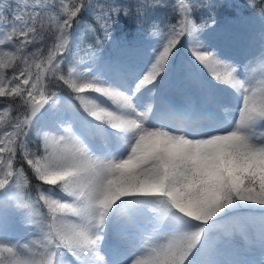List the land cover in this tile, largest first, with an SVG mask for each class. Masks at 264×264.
<instances>
[{
	"label": "snow or ice",
	"instance_id": "1",
	"mask_svg": "<svg viewBox=\"0 0 264 264\" xmlns=\"http://www.w3.org/2000/svg\"><path fill=\"white\" fill-rule=\"evenodd\" d=\"M160 7L147 48L81 49ZM245 7L238 64L192 0H0V264H264V0Z\"/></svg>",
	"mask_w": 264,
	"mask_h": 264
},
{
	"label": "rangeland",
	"instance_id": "2",
	"mask_svg": "<svg viewBox=\"0 0 264 264\" xmlns=\"http://www.w3.org/2000/svg\"><path fill=\"white\" fill-rule=\"evenodd\" d=\"M169 6L173 3V0H169ZM194 5V12L197 14L193 15L196 23L198 25L204 24L215 19V30L209 29L208 31V42L209 44L220 51V53L229 58L232 61H235L238 64H242L245 62L246 57V48L250 38L255 37L258 40L260 23L258 20L252 19L256 14L245 7L246 0H221V3H225L228 5L227 7L217 8L214 12H209L203 5L206 3V0H192ZM199 10H202L200 14H198ZM193 12V13H194ZM169 8L167 7L166 15L168 16ZM202 14V16H201ZM163 15V19H159L158 23L163 26L166 18L168 17ZM166 16V18H165ZM196 17V18H195ZM173 21L175 17H172ZM146 29V28H145ZM81 30H83V25H81ZM133 38H125L123 31L115 33L113 31L112 39H104L103 43H98L99 51L98 54L102 57H116L122 55V51L120 49V43L124 40L134 41L138 46L143 48H147L151 44V38L145 32H133ZM92 37V36H88ZM83 42L81 44V49L84 48ZM88 44V43H87ZM116 52V53H115ZM115 53L116 56L112 55ZM80 55H83V51H81ZM181 55H186V53L182 50ZM242 72L243 69L241 68ZM54 91H57L61 96L65 97L67 100H71V95L67 92V90L62 88H53ZM174 99L177 101L182 100V96L176 92L172 93ZM35 137V131L32 133V138ZM35 183V181H33ZM13 232L15 235H23L24 229L21 228L18 224L13 226ZM123 244V240H121ZM238 244H242L241 241H237ZM240 259L243 260H259L260 252L258 247L251 251H242L239 256Z\"/></svg>",
	"mask_w": 264,
	"mask_h": 264
},
{
	"label": "trees",
	"instance_id": "3",
	"mask_svg": "<svg viewBox=\"0 0 264 264\" xmlns=\"http://www.w3.org/2000/svg\"><path fill=\"white\" fill-rule=\"evenodd\" d=\"M117 2L127 3V2H129V0H117ZM169 2H170L169 0H161L162 4H165L168 6H169ZM166 12H167V7H160V8H157L155 10H150L148 19L143 24H138L133 18H127V19L122 18L120 20V22L114 26V32L117 33V32L123 31L125 38H129V39L133 38V36H134L133 32L139 31V32H145L146 33V29H147L149 23L151 22V20H155L158 22L159 19H163V15H166ZM193 12H194V10H193ZM193 12H192V15L197 14V12H194V13ZM198 12H199L198 14H200L202 12V10H199ZM166 16H165V18H166ZM201 16H202V14H201ZM84 20H85V23H93L92 18L88 15H85ZM84 42H86V44L87 43L92 44L93 49L96 51H99L98 43L95 41V39L93 37H91V38L87 37L84 40ZM100 42L103 43V37L102 36H101ZM86 44H84V45H86ZM120 49L121 48H118L116 50L120 51ZM115 53H112V55L116 56Z\"/></svg>",
	"mask_w": 264,
	"mask_h": 264
},
{
	"label": "bare ground",
	"instance_id": "4",
	"mask_svg": "<svg viewBox=\"0 0 264 264\" xmlns=\"http://www.w3.org/2000/svg\"><path fill=\"white\" fill-rule=\"evenodd\" d=\"M243 259V258H242Z\"/></svg>",
	"mask_w": 264,
	"mask_h": 264
}]
</instances>
